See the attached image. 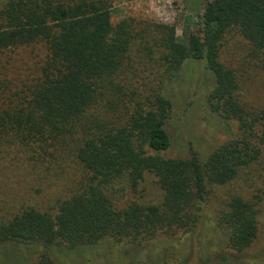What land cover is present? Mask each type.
Wrapping results in <instances>:
<instances>
[{
  "label": "trees",
  "instance_id": "trees-1",
  "mask_svg": "<svg viewBox=\"0 0 264 264\" xmlns=\"http://www.w3.org/2000/svg\"><path fill=\"white\" fill-rule=\"evenodd\" d=\"M111 8V0H0V150L12 148L33 163L67 154L86 174L54 215L27 208L0 222V247L39 245V264H54L49 252L68 263L91 262L108 246L117 249L116 264H165L146 244L168 238L178 243V264H205L212 254L203 244L225 246L214 255L221 262L249 257L259 232L254 204L231 197L211 240L200 218L209 188L233 182L264 152V106L240 105L237 79L219 61L232 31L264 57V0L207 2L198 35L185 41L169 25H113ZM38 46L43 54L33 75L9 78L12 54ZM144 58L156 83L148 107L131 109L124 78ZM188 62H202L214 80L211 112L238 124L237 136L205 161L195 153L167 156L172 107L164 88ZM145 174L157 179L162 201L120 206L116 199ZM257 257L264 264V248Z\"/></svg>",
  "mask_w": 264,
  "mask_h": 264
},
{
  "label": "rangeland",
  "instance_id": "rangeland-1",
  "mask_svg": "<svg viewBox=\"0 0 264 264\" xmlns=\"http://www.w3.org/2000/svg\"><path fill=\"white\" fill-rule=\"evenodd\" d=\"M210 1L111 0V22L115 25L122 20L133 19L173 26L176 37L185 41L190 33L198 35L203 6ZM42 54L41 46L13 53L7 73L9 78L21 77L26 72L33 75ZM219 61L237 79L238 103L247 108L264 106V57L232 31L224 36ZM150 65L144 58L142 63H135L133 70L124 78L127 104L131 109L137 105L148 107L157 79L156 70ZM213 87L214 80L202 62H188L177 79L165 84L164 96L172 107L166 124L171 139L168 157L189 158L195 153L205 161L217 148L237 136L238 124L235 121L225 122L211 112L208 95ZM85 179L84 170L67 154L58 155L52 161L33 163L20 157L17 150L12 148L0 150V222L11 219L27 208L54 215L59 203L79 191ZM209 190L200 218L206 238L211 240L210 232L218 227L217 216L227 210V202L233 196H239L256 206L259 232L247 254L249 257L245 258L233 256L221 262L214 255L224 253L225 246L217 248L203 244V251L212 254H206L205 264H260L257 253L264 248V152L256 163L243 169L233 182ZM162 198L157 179L152 174H145L136 188L126 189L116 200L120 206L130 202L157 205ZM195 237L196 234L192 239ZM146 246L148 255L161 258L165 264H178L180 249L176 239H157ZM43 251L39 245L14 249L0 247V264H39ZM116 251V247L111 250L108 246L106 251L100 253L102 260L92 259L91 262L74 260L68 263L54 253L49 252V255L54 264H116ZM199 261V258L196 259V264H200Z\"/></svg>",
  "mask_w": 264,
  "mask_h": 264
}]
</instances>
